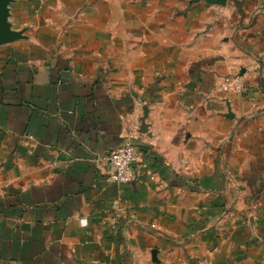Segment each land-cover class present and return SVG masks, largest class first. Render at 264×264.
Here are the masks:
<instances>
[{
    "label": "crops",
    "instance_id": "0c3cea01",
    "mask_svg": "<svg viewBox=\"0 0 264 264\" xmlns=\"http://www.w3.org/2000/svg\"><path fill=\"white\" fill-rule=\"evenodd\" d=\"M0 264H264V0H0Z\"/></svg>",
    "mask_w": 264,
    "mask_h": 264
},
{
    "label": "built area",
    "instance_id": "2783aa9c",
    "mask_svg": "<svg viewBox=\"0 0 264 264\" xmlns=\"http://www.w3.org/2000/svg\"><path fill=\"white\" fill-rule=\"evenodd\" d=\"M245 87V80L241 74L228 75L221 79L219 89L225 93H242ZM139 109L132 122L129 131L125 134L122 144L113 150L105 159L111 167V180L118 185H126L137 179L135 163L139 156V148L135 140L141 127ZM82 225L86 220L81 219ZM117 221L114 222V225Z\"/></svg>",
    "mask_w": 264,
    "mask_h": 264
},
{
    "label": "water",
    "instance_id": "95a60500",
    "mask_svg": "<svg viewBox=\"0 0 264 264\" xmlns=\"http://www.w3.org/2000/svg\"><path fill=\"white\" fill-rule=\"evenodd\" d=\"M210 3H216V4H225L227 0H207ZM144 119H142L143 123Z\"/></svg>",
    "mask_w": 264,
    "mask_h": 264
}]
</instances>
